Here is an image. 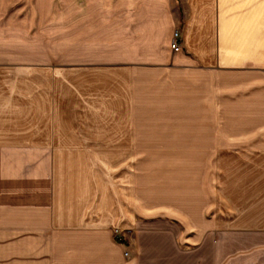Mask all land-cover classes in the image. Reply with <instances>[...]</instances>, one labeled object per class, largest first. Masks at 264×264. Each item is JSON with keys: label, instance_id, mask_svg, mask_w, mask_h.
<instances>
[{"label": "crops", "instance_id": "crops-1", "mask_svg": "<svg viewBox=\"0 0 264 264\" xmlns=\"http://www.w3.org/2000/svg\"><path fill=\"white\" fill-rule=\"evenodd\" d=\"M0 264H264V0H0Z\"/></svg>", "mask_w": 264, "mask_h": 264}, {"label": "built area", "instance_id": "built-area-1", "mask_svg": "<svg viewBox=\"0 0 264 264\" xmlns=\"http://www.w3.org/2000/svg\"><path fill=\"white\" fill-rule=\"evenodd\" d=\"M170 48L174 52H178L182 48L181 41H180V34L177 30H175L172 34V39L170 42ZM114 235H115L117 240L121 239V232H119V230H115Z\"/></svg>", "mask_w": 264, "mask_h": 264}, {"label": "rangeland", "instance_id": "rangeland-1", "mask_svg": "<svg viewBox=\"0 0 264 264\" xmlns=\"http://www.w3.org/2000/svg\"><path fill=\"white\" fill-rule=\"evenodd\" d=\"M215 80H216V84L217 83H221L222 78L216 75ZM144 155H146V154H144ZM148 155H150V156H153L154 155L155 157H157L158 154H148ZM169 155H171V154H169ZM142 156H143V154H136V158L137 159L139 158V160H142V158H143ZM141 166H142V164L140 163L136 167H139L141 169Z\"/></svg>", "mask_w": 264, "mask_h": 264}]
</instances>
